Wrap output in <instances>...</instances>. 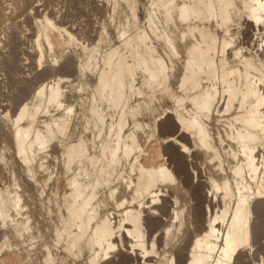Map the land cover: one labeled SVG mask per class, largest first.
<instances>
[{
  "label": "bare ground",
  "instance_id": "1",
  "mask_svg": "<svg viewBox=\"0 0 264 264\" xmlns=\"http://www.w3.org/2000/svg\"><path fill=\"white\" fill-rule=\"evenodd\" d=\"M93 1L97 4L93 9H105L103 15L100 9L97 14L118 18L120 28L119 45L107 38L101 60L94 55L86 65L65 63L71 74L73 70L80 75L89 67L95 75L86 106L87 129L94 130L91 151L81 139L60 142L66 168L76 167V172L67 182V216H61L57 227H39L26 213L21 220L12 217V211L19 216L23 209L34 207L33 197L25 191L24 204L17 179L13 176L11 184L0 169V232L10 221V264H98L101 252L113 255L110 246L123 264H214L221 259L232 223L229 217L235 214L241 194L247 189L251 195L252 189L264 186V0ZM50 14H40L43 19L35 20V26L28 14L33 18L26 25L33 29L19 31L17 24L0 36L2 63L9 68L17 63L13 80L21 82L19 97L34 82L23 79L25 66L34 65L35 58L41 71L47 56L56 65L78 41V34L68 30L73 24L63 27L69 23L62 19L60 26L58 17L55 22ZM32 31L35 40L29 35ZM60 76L57 72L45 78L15 115L11 117L8 110L3 115L12 122L15 153L25 166V179L38 191V171L49 167L44 161L37 164V159L52 142L69 134L75 111L64 100L62 83L70 77ZM157 90L169 98L167 104L154 107L130 98L133 93L153 96ZM44 103L45 111L56 107L46 123L47 132L35 123ZM158 112L179 130L177 138L188 153L177 157L167 146L153 143L160 130V121L153 119ZM27 119L31 122L23 124ZM162 167L174 183L161 175ZM109 188L121 197L119 201L107 194ZM110 205L115 208L108 209ZM106 229L114 231L107 240Z\"/></svg>",
  "mask_w": 264,
  "mask_h": 264
},
{
  "label": "rangeland",
  "instance_id": "2",
  "mask_svg": "<svg viewBox=\"0 0 264 264\" xmlns=\"http://www.w3.org/2000/svg\"><path fill=\"white\" fill-rule=\"evenodd\" d=\"M41 1H43V2L38 3V2H40V0L39 1L38 0H0V36L8 33L7 29L9 26H10V29H12L13 25L16 26L17 24L18 25L20 24L19 25L20 27L17 25L19 31H21L27 27L33 29V26L32 27H30L31 25L29 26L30 23L34 24V22L36 23L37 20L43 19L42 17L39 16L40 14L43 17L47 13L50 14V12H51V14H52L54 12V9H52V8H56L55 10H57V11H55V12L57 14H58V12L61 11V13L58 14L60 17L55 13H53L52 15L50 14V17L53 16L52 18L55 19L54 20L55 22L58 19L56 22L57 24H58V22H60V20L65 19L63 21H66L65 23H67V25L69 23V26H66V25H62V26L66 27V28L71 27V24H73V26L71 28H69L68 30H71V32L73 31L72 33L74 35L78 34L77 36H75L78 39V41H76V44H74L72 46L71 50L69 51V54L64 55V56L59 58V62L56 65H52L51 58L49 56H47L46 61L44 63V65H46L47 67L45 66V68H43V70H41V71L45 72V75L43 74L44 76L42 75L43 76L42 78H40L41 76L40 77L35 76L37 79L34 77V75H37V73H40L41 71L36 69L37 68L36 67L37 62H36L35 58L33 60L34 62L30 61L33 58L32 55H34V53L33 52L30 53V51H28V54H29L28 56L32 57L29 59V63L32 62L31 64L34 63V65L29 67V65H28L29 63H28L27 64L28 67L25 66V68L23 69V70H25L23 73L24 74L23 79L26 81L33 80L34 82H33V85L31 86V88L29 90H27V93L22 97H19V95H18L20 88H21V82L13 80V77H14L15 73L17 72V68H18L17 63L10 65V68H9V66H6V64L2 63V60H1L2 56L0 54V116H1L0 117V121H1L0 122V148H1L0 152L5 151L4 155L6 154L4 160L0 159V169L8 175V178L11 179L10 180L11 184L13 183V179H12L13 176L15 177V179H17L19 185L21 186L20 191H22L21 194L23 197V203L24 204H27V202H28V200L26 199L27 196H26L25 191L30 192L31 196L33 197L32 202L34 203L33 205L35 208L31 207V209H28V210L23 209L25 211H22L20 214V215H22V217L20 215L18 216V214L15 211H12L11 212L12 217L14 216L13 218H15L17 216V218L21 220V219L26 217V215H25V213H26L27 215L33 216L34 217L33 220L35 219L34 220L35 222L38 221L37 225L39 227H57L58 225H61V216L62 215L67 216L68 207H69V203L65 197L66 196L67 182L73 177V175L76 172V167H72L70 169L66 168L65 161L63 160V157H62L63 149H62V146L60 145V142L62 141V143H66L67 139H69L67 142H69L71 139L74 142H76V141L81 139V140H83V143L86 146V148L88 149V153H89L91 151L90 137H92V135H93L92 132H94L92 127L90 128L91 132L89 131V126L87 129L86 106L88 105L87 102L89 100V98H88L89 93H90V91L93 88L94 83H95V75H94L93 71L90 70L89 67L88 68L86 67L85 72L81 73L80 75L79 74H73V70H72V74H71V72H70L71 69L68 70V68L66 67V64L70 63V65H72L71 63H73L76 66V64L78 62L79 64L86 65V64H88L90 58L94 55L96 58L98 57V60H101V57L103 56V54H105V52L108 49V44H109L108 41L109 40L112 41L111 44L119 45L118 30L120 28V21L118 18H116L115 20H110L109 18L103 19L101 14L103 15L105 9H103V8L100 9V7H102V6H99L98 8L100 9V13H101V11H102V13L101 14L99 13L100 15H98L96 11H98L99 9H97V10L93 9L94 6H95V8L97 6V4L94 3L93 0H41ZM42 3L44 4L43 7H42ZM87 3L89 4V6ZM98 3L102 4L99 1H98ZM84 4H85V6H84ZM35 5H36V8H35ZM38 5H39L40 9H39V7H37ZM67 6H68V8L70 6V8L68 9ZM49 7L51 9H49ZM32 9H34V13L30 12ZM37 9L39 12L37 11ZM46 9H47V12L45 11ZM123 9H124V6L119 7V12ZM35 12H36V15H35ZM42 12L44 13V15L42 14ZM37 13H39V14L37 15ZM28 14L30 16L32 14V16L34 17V20H30V23L28 25H26L28 20L33 18V17L27 18L29 16ZM62 15H63V17H61ZM68 15H69V17H68ZM22 17L27 18V21H26V19L24 21V18H22ZM56 17H58V18L56 19ZM87 17H89V18L87 19ZM66 18H68V19L66 20ZM100 18H101V21L103 22V24L99 20ZM63 21L61 23H64ZM74 23H76V24L79 23L80 25L79 24L76 25ZM91 24H93V25H91ZM58 25L61 26L60 23ZM75 25H76V27H75ZM34 26H35V24H34ZM72 29H74V30L76 29L78 32L76 30L74 32V30H72ZM104 29H105V31H103ZM99 33H100V35H99ZM10 35H11V33H10ZM29 35L31 36L32 40H35L36 37L34 36L33 31ZM80 35H81V37H80ZM106 35H107V37H106ZM78 36H79V38H78ZM107 38L108 39L110 38V39L107 41ZM83 43H85V44H83ZM106 43H107V45H106ZM85 45H86V47H88L87 49L84 47ZM32 46H34L33 41H32ZM96 47H98L99 52L97 51ZM94 48H96V49L94 50ZM0 53H1V51H0ZM65 57H66V59H65ZM71 57H74V59ZM95 57H92V59L94 60ZM75 58H76V60H75ZM79 64H78V68H79ZM100 64H102V62H100ZM60 65H62L63 70H62V67ZM33 66H34V68H33L34 70L31 68ZM48 68L51 69V72ZM65 68H67V69L65 70ZM56 69H57V71H56ZM59 69H61L62 71ZM36 70H37V72H36ZM47 72H48V74L49 73H51V74L53 73V74L51 76H50V74L46 75ZM57 72H58V76L59 75H61V76L65 75L66 77H70V80L64 81L62 83L63 87L66 91L65 96H64V100L67 104H73L75 111L71 115L72 120L69 123V134L66 135L67 137L65 136V138H64V137L60 136L59 140L51 143V146L48 148L49 149L48 152L41 154V156H42L41 158L43 160L40 158V156L37 159V164L40 161H44L47 164V166L49 167V171H48V169L44 170V171H41V170L38 171V174H39V176H38L39 177V179H38L39 180V188H38L39 191H38L37 188L31 189V187H29V183L25 179L26 178L25 166L17 158L16 153H15L12 122L10 121V123H9L5 119H3V115L7 112V110L10 113L11 117L13 115H15L17 113L20 105L25 100L29 99V96L43 82V80H45V78H49V77L51 78L52 76L55 77ZM1 78H3V79H1ZM44 92L45 93L42 96L45 98V96L47 94L46 88H45ZM130 98H132L131 100L134 103H136L137 101L145 100L147 102V104L153 105L154 107H158L160 105L167 104V102L169 101V98L167 99V96L161 90H157L155 95H153V96H151L150 94L142 96V94L138 95L137 93H133L132 97L130 96ZM32 102L33 101L30 102V105L33 106ZM30 105H29V108L32 107ZM47 105H48V103L46 102V107H47ZM44 106H45V103L43 104V107ZM46 107H44V109L41 108V110L38 111V113L36 115V121H35L36 125H38L44 132H47L46 123H48L50 121L51 114L56 112V107L49 106V108H48L49 111H45ZM64 112H65L64 109L60 111V113H64ZM30 122H31V120L27 119L23 122V124H29ZM5 132H6V134H5ZM3 148H5V149H3ZM46 155H48V156H46ZM23 175H25V176H23ZM9 186H10V184H9ZM113 208H115L114 205H110L108 207V209H113ZM56 224H57V226H56ZM10 227L11 226H10V221H9L8 226L5 227V229H2L0 232V264H10V242H9L10 241L9 235H11ZM4 234H5V237H4ZM6 236L8 239L6 238ZM29 253H32V251H30Z\"/></svg>",
  "mask_w": 264,
  "mask_h": 264
},
{
  "label": "snow or ice",
  "instance_id": "3",
  "mask_svg": "<svg viewBox=\"0 0 264 264\" xmlns=\"http://www.w3.org/2000/svg\"><path fill=\"white\" fill-rule=\"evenodd\" d=\"M260 22L262 21H258V23ZM48 23L51 22L48 21ZM168 107L170 108L171 105ZM153 119L160 121L159 133L154 134V144L167 146L170 152L177 157L181 152H189L188 148L182 147L179 143L178 129L173 128L167 120L162 119L159 112L153 116ZM160 173L167 175L173 183L175 182L166 168L162 167ZM251 192L252 194L248 195V190L245 189V192L240 196L239 203L235 205V214L229 217L232 223L227 227V237L223 240L221 259L214 261V264H264V186L252 189ZM107 194H111L117 201L121 199L120 196L112 192L111 188L107 190ZM124 202L126 203V201ZM115 206L119 207L120 204L117 203ZM113 234L114 231L106 229L104 239L107 240ZM109 251L113 255H106L103 252L98 255V264L100 260L106 261L107 264H123V261L118 259L119 252L115 248L110 246ZM257 251L259 255H257ZM49 264H54V262H49Z\"/></svg>",
  "mask_w": 264,
  "mask_h": 264
}]
</instances>
